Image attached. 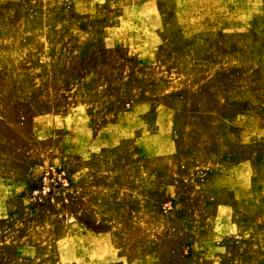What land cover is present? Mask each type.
Listing matches in <instances>:
<instances>
[{
	"label": "rangeland",
	"instance_id": "obj_1",
	"mask_svg": "<svg viewBox=\"0 0 264 264\" xmlns=\"http://www.w3.org/2000/svg\"><path fill=\"white\" fill-rule=\"evenodd\" d=\"M0 264H264V0H0Z\"/></svg>",
	"mask_w": 264,
	"mask_h": 264
},
{
	"label": "crops",
	"instance_id": "obj_2",
	"mask_svg": "<svg viewBox=\"0 0 264 264\" xmlns=\"http://www.w3.org/2000/svg\"><path fill=\"white\" fill-rule=\"evenodd\" d=\"M196 183V182H195ZM194 195H193V197L194 198H197V191L195 190V192L193 193Z\"/></svg>",
	"mask_w": 264,
	"mask_h": 264
}]
</instances>
